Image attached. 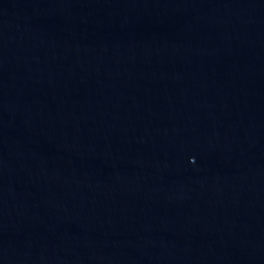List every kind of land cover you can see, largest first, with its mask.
Instances as JSON below:
<instances>
[{"label": "water", "instance_id": "1", "mask_svg": "<svg viewBox=\"0 0 264 264\" xmlns=\"http://www.w3.org/2000/svg\"><path fill=\"white\" fill-rule=\"evenodd\" d=\"M0 264H264V0H0Z\"/></svg>", "mask_w": 264, "mask_h": 264}]
</instances>
